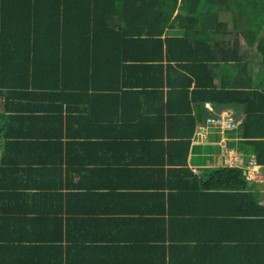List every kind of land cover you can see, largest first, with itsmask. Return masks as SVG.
Returning <instances> with one entry per match:
<instances>
[{
    "label": "trees",
    "instance_id": "16d2710c",
    "mask_svg": "<svg viewBox=\"0 0 264 264\" xmlns=\"http://www.w3.org/2000/svg\"><path fill=\"white\" fill-rule=\"evenodd\" d=\"M96 90L122 91L142 104L130 115L117 110L116 118L166 124L185 151L198 122L222 108L243 110L242 144L256 146L261 161L264 0H0V171L40 162L18 159L38 153V145L50 150L39 133L21 131L27 119L40 115L56 127L64 103L71 114L73 98L89 105ZM189 173L192 182L179 184L180 194L230 207L259 204L240 166ZM32 183L15 180L9 195L26 201Z\"/></svg>",
    "mask_w": 264,
    "mask_h": 264
},
{
    "label": "crops",
    "instance_id": "0c3cea01",
    "mask_svg": "<svg viewBox=\"0 0 264 264\" xmlns=\"http://www.w3.org/2000/svg\"><path fill=\"white\" fill-rule=\"evenodd\" d=\"M108 91L92 92L89 105L73 98L71 114L64 103L56 127L40 115L25 121L21 131L39 133L51 148L38 145V153L18 158L40 162L0 171V264H264V156L242 144L245 112L222 108L240 123L212 131L208 141L197 136L198 122L185 151L166 124L117 119L142 104ZM256 139L264 142V134ZM226 148L256 157L262 177L248 180L246 191L258 205L178 193L179 184L192 182L189 171L225 166ZM20 179L33 182L26 201L9 195ZM249 205L250 212L240 210Z\"/></svg>",
    "mask_w": 264,
    "mask_h": 264
},
{
    "label": "built area",
    "instance_id": "2783aa9c",
    "mask_svg": "<svg viewBox=\"0 0 264 264\" xmlns=\"http://www.w3.org/2000/svg\"><path fill=\"white\" fill-rule=\"evenodd\" d=\"M240 123L236 119L231 109H225L220 115L207 117L204 123L198 126L197 136L204 141H208L209 134L215 132H227L235 128ZM224 163L228 166H240L244 169L248 180L261 179V175L257 172L258 161L256 157L251 156L248 160H244L234 149L226 148L223 152Z\"/></svg>",
    "mask_w": 264,
    "mask_h": 264
}]
</instances>
